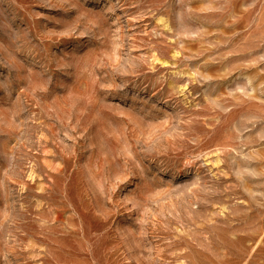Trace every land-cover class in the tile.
<instances>
[{"label":"rangeland","instance_id":"1","mask_svg":"<svg viewBox=\"0 0 264 264\" xmlns=\"http://www.w3.org/2000/svg\"><path fill=\"white\" fill-rule=\"evenodd\" d=\"M0 264H264V0H0Z\"/></svg>","mask_w":264,"mask_h":264}]
</instances>
